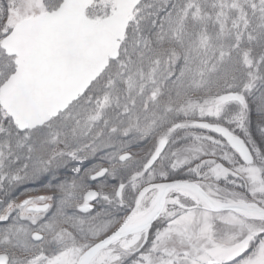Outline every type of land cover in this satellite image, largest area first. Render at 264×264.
<instances>
[{
    "label": "snow or ice",
    "instance_id": "snow-or-ice-1",
    "mask_svg": "<svg viewBox=\"0 0 264 264\" xmlns=\"http://www.w3.org/2000/svg\"><path fill=\"white\" fill-rule=\"evenodd\" d=\"M0 264H264V0H0Z\"/></svg>",
    "mask_w": 264,
    "mask_h": 264
}]
</instances>
